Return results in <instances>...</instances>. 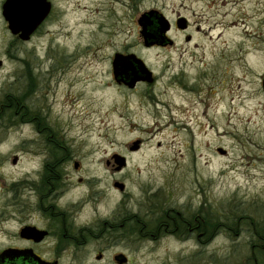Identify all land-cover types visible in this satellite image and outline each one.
Here are the masks:
<instances>
[{
    "label": "rangeland",
    "instance_id": "1",
    "mask_svg": "<svg viewBox=\"0 0 264 264\" xmlns=\"http://www.w3.org/2000/svg\"><path fill=\"white\" fill-rule=\"evenodd\" d=\"M50 1L51 17L21 41L0 0V105L29 66L68 123L69 140L95 166L104 208L118 198L116 179L133 197L165 189L197 206L205 201L220 231L239 224L264 233V0ZM149 10L169 20L171 45H143L137 19ZM115 53L136 55L155 82L134 90L116 84ZM135 139L142 143L131 152ZM112 154L128 159L121 173L106 165ZM244 241L219 237L213 258L241 263ZM144 252L132 243L130 264H155Z\"/></svg>",
    "mask_w": 264,
    "mask_h": 264
},
{
    "label": "flooded vegetation",
    "instance_id": "2",
    "mask_svg": "<svg viewBox=\"0 0 264 264\" xmlns=\"http://www.w3.org/2000/svg\"><path fill=\"white\" fill-rule=\"evenodd\" d=\"M48 1L50 10L34 32L51 17ZM37 75L26 66L0 105V128L14 132L0 135V264H130L132 243L155 264H227L213 258L212 244L221 236L231 243L245 240L239 264H264V233L243 231L239 224L237 231L218 230L205 201L197 206L165 189H141L133 197L114 179L118 198L100 205L95 166L69 140L68 123L54 114ZM112 76L128 90L155 82L153 74L132 86ZM136 140L137 149H130ZM134 141L131 152L142 143ZM112 156L106 165L121 173L127 157L117 168Z\"/></svg>",
    "mask_w": 264,
    "mask_h": 264
},
{
    "label": "water",
    "instance_id": "3",
    "mask_svg": "<svg viewBox=\"0 0 264 264\" xmlns=\"http://www.w3.org/2000/svg\"><path fill=\"white\" fill-rule=\"evenodd\" d=\"M51 4L48 0H4L1 5V14L7 23V28L12 35H18L19 39L26 41L35 29L47 16ZM140 26V35L144 46L171 45L173 41L167 33L171 28L169 20L157 10H149L140 14L137 19ZM175 25L179 29L186 28L184 18H178ZM112 71L116 78L124 77L127 85L132 86L138 79L152 80L151 71L141 59L134 54L115 53L112 61ZM261 86L264 91V73L261 78ZM138 140L134 141L130 149H137ZM217 151L225 154V150L218 148ZM121 168L125 164V157L119 154L112 156Z\"/></svg>",
    "mask_w": 264,
    "mask_h": 264
},
{
    "label": "trees",
    "instance_id": "4",
    "mask_svg": "<svg viewBox=\"0 0 264 264\" xmlns=\"http://www.w3.org/2000/svg\"><path fill=\"white\" fill-rule=\"evenodd\" d=\"M256 230V229H255Z\"/></svg>",
    "mask_w": 264,
    "mask_h": 264
}]
</instances>
